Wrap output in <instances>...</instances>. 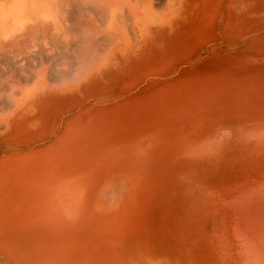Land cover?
I'll use <instances>...</instances> for the list:
<instances>
[{"label": "rangeland", "instance_id": "rangeland-1", "mask_svg": "<svg viewBox=\"0 0 264 264\" xmlns=\"http://www.w3.org/2000/svg\"><path fill=\"white\" fill-rule=\"evenodd\" d=\"M120 15L95 21L106 63L79 69V29L70 57L0 58V264L245 258L226 199L264 181V138L227 132L264 125V0H124Z\"/></svg>", "mask_w": 264, "mask_h": 264}, {"label": "bare ground", "instance_id": "bare-ground-1", "mask_svg": "<svg viewBox=\"0 0 264 264\" xmlns=\"http://www.w3.org/2000/svg\"><path fill=\"white\" fill-rule=\"evenodd\" d=\"M76 1L77 0H0V58L2 56H12L11 58L13 60H16L17 58L21 59V57L26 55L27 53L31 52L30 54H32L33 50L36 51L39 47L41 48L42 45L44 47L50 46L51 48L54 47L55 49L63 50L65 52V55L68 57L70 55L69 49L71 46H73L71 45V42L75 40L76 43V38L78 36L77 34L82 33L84 41H86V46L89 49L83 54L82 59H78L77 65L81 64V67L79 69H82V67H85V65L92 67L93 64H102L103 62L106 63L109 58L112 39L108 35H106L105 37L101 36L103 27L95 23V21L99 19V16L102 17V19L109 18L110 24L115 26V28L119 30V22L121 21L120 10L122 8V3L124 0H82L86 5L90 6L87 7V9L88 12L89 8H91L92 10H90L92 14V20L90 22L89 19L90 23L86 24V26L88 25L87 27H80L78 23L79 28L71 26L70 20L68 18V11L71 7H73L74 2ZM75 9L76 7L74 8V10ZM81 11L83 10L81 9ZM86 11L85 14L87 13ZM69 12L72 13V10ZM74 13L73 16L77 15H74ZM95 13H97L98 15L97 18H95ZM80 14V16H82V12ZM69 15H71L72 17V14L69 13ZM102 19L101 21L104 24L105 19L104 22ZM78 29L82 30L81 33H78ZM119 38L121 41L122 37L120 36V34ZM79 40L82 41V39ZM77 47H79V45ZM72 65L70 67H72ZM67 66L69 67V65ZM90 67L88 68L90 69ZM35 73L39 80H42L44 78L45 65L43 62L42 67L39 68ZM16 89L17 88L14 87L12 92L16 91ZM21 91L23 92V90ZM227 133H236L239 134L242 138L246 137L249 140L260 138L263 139L264 125L244 127L237 130L232 129V131H229ZM227 133L226 135H228ZM215 140L211 141L212 146H217L220 143L218 142L220 141V138L217 141ZM260 161L262 162L259 165L262 164L260 168L263 172L264 157L261 158ZM239 193H236L237 196L235 195L234 198H231L232 200H230L229 198L230 201L226 199V204L231 202L233 206L229 207H234L233 210L235 213V217L233 218H235V224L233 230L235 231L234 234L237 235L234 236L238 239H241L244 246V250L242 249L243 251L241 252L245 258L242 262H240L242 264H264V181H262L260 185L254 186V188L252 187L250 190L248 189V191H242V193ZM238 252H240V250Z\"/></svg>", "mask_w": 264, "mask_h": 264}]
</instances>
